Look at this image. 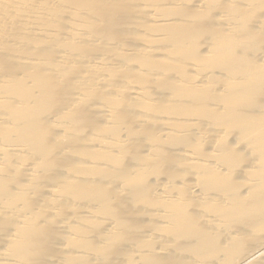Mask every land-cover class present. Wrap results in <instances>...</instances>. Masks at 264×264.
Returning a JSON list of instances; mask_svg holds the SVG:
<instances>
[{"label": "bare ground", "instance_id": "1", "mask_svg": "<svg viewBox=\"0 0 264 264\" xmlns=\"http://www.w3.org/2000/svg\"><path fill=\"white\" fill-rule=\"evenodd\" d=\"M0 264H264V0H0Z\"/></svg>", "mask_w": 264, "mask_h": 264}]
</instances>
